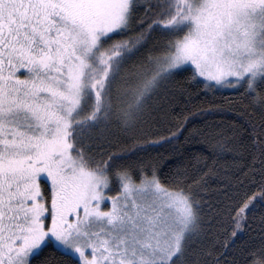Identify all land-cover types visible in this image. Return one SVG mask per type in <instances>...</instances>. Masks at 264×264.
<instances>
[{
  "label": "rangeland",
  "instance_id": "rangeland-1",
  "mask_svg": "<svg viewBox=\"0 0 264 264\" xmlns=\"http://www.w3.org/2000/svg\"><path fill=\"white\" fill-rule=\"evenodd\" d=\"M132 4L0 0V229L11 215L25 219L10 240L0 230V264H28L49 243L80 264H171L195 232L187 196L155 179H124L115 191L71 152L70 129L99 81L102 41L128 25ZM183 26L141 95L184 68L218 90L264 80V0H194Z\"/></svg>",
  "mask_w": 264,
  "mask_h": 264
},
{
  "label": "trees",
  "instance_id": "trees-1",
  "mask_svg": "<svg viewBox=\"0 0 264 264\" xmlns=\"http://www.w3.org/2000/svg\"><path fill=\"white\" fill-rule=\"evenodd\" d=\"M192 1L133 0L128 25L102 41L71 152L115 191L124 179H155L189 198L197 227L171 264H264V80L218 90L184 68L141 95L155 61L182 38ZM28 264L80 263L49 243Z\"/></svg>",
  "mask_w": 264,
  "mask_h": 264
},
{
  "label": "flooded vegetation",
  "instance_id": "flooded-vegetation-1",
  "mask_svg": "<svg viewBox=\"0 0 264 264\" xmlns=\"http://www.w3.org/2000/svg\"><path fill=\"white\" fill-rule=\"evenodd\" d=\"M42 56V55H41ZM40 63H43V65H48L49 63L47 61H41ZM24 72L21 73L24 74ZM2 193L0 192V197H1ZM4 218H2L0 216V221H2ZM25 219L23 218V216H16V215H11L8 219H5V226L3 227V229H0L2 231H7L6 232V239H11L12 237V233L15 229L18 228V226H16V224L21 223L22 221H24ZM23 235V234H22ZM22 243L20 241H16L15 242V247L18 248Z\"/></svg>",
  "mask_w": 264,
  "mask_h": 264
}]
</instances>
